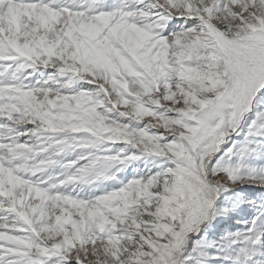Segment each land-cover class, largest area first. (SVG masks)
Wrapping results in <instances>:
<instances>
[{
  "label": "snow or ice",
  "instance_id": "1",
  "mask_svg": "<svg viewBox=\"0 0 264 264\" xmlns=\"http://www.w3.org/2000/svg\"><path fill=\"white\" fill-rule=\"evenodd\" d=\"M0 264H264V0H0Z\"/></svg>",
  "mask_w": 264,
  "mask_h": 264
}]
</instances>
